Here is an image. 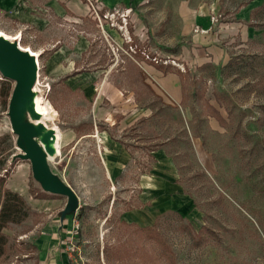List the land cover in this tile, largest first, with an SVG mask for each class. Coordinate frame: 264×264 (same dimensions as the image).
<instances>
[{"label": "rangeland", "instance_id": "rangeland-1", "mask_svg": "<svg viewBox=\"0 0 264 264\" xmlns=\"http://www.w3.org/2000/svg\"><path fill=\"white\" fill-rule=\"evenodd\" d=\"M199 1L208 11L205 31L199 29L208 40L200 46L209 42L226 53L224 66L189 61L181 51L194 47L191 36L178 35L179 22L165 4L156 10L138 5L109 10L81 0L89 6L86 13L40 12L36 22L0 13V31L36 57L34 93L55 111L43 120L57 136L48 165L78 197L77 209L69 213L76 231L69 251L79 264H264V0ZM159 21L160 33L153 34L151 26ZM203 49L200 55L213 61L212 51ZM134 60L180 76L191 125L164 108L120 133L107 121H96L97 106L117 105L99 97V82H112L125 95L126 89L136 90L137 108L152 101L136 83ZM6 84L8 97L2 95ZM1 86L0 193L16 192L29 211L20 223L0 227V264H32V237L59 218L67 198L44 191L30 161L15 157L20 150L7 113L14 81L0 73ZM113 115L118 122L120 113ZM25 120L34 121L28 113ZM96 129L132 153L116 178L101 157V137L92 136ZM199 133L209 167L201 163L205 153L199 151L200 161L191 144V135ZM150 182L160 185L159 194L149 192ZM42 203L55 204L56 210L51 215ZM152 205L151 224L128 221V211Z\"/></svg>", "mask_w": 264, "mask_h": 264}, {"label": "crops", "instance_id": "crops-1", "mask_svg": "<svg viewBox=\"0 0 264 264\" xmlns=\"http://www.w3.org/2000/svg\"><path fill=\"white\" fill-rule=\"evenodd\" d=\"M89 4H94L97 7H103L105 9H116V8H124L125 10H130L131 6L138 5L139 8H149L152 10H156L158 5L161 7V4H165L163 9L173 10L172 19L177 20L179 22V26L181 30L178 32V35L183 36H191V41L193 42L194 47L190 49L183 48L181 52H187L189 54V61L197 63L199 66H208L211 63L216 65L224 66L228 62V56L221 50L216 51L214 46L210 45L207 42V46L203 47L200 44L203 41L208 40L207 34L205 31V26L208 24V11L202 10L201 3L199 4V0H87ZM138 8V9H139ZM89 11V6L81 2V0H0V13H5L8 16L17 17L21 21H33L36 22L39 18L40 12H49L53 16L64 17L67 12H70L75 16H79L80 13H86ZM152 18V14L149 15ZM156 15H154L155 17ZM159 20L164 16V13L159 14ZM40 19V18H39ZM163 22L159 21L158 24H153L151 26L153 34H159L160 29L162 27ZM165 35H172L174 33H165ZM207 37V38H206ZM175 44V42H173ZM179 43V42H178ZM177 44V43H176ZM168 45V44H167ZM182 43L180 44V46ZM202 45V44H201ZM206 48L207 51H212L214 54L213 61L205 57L204 55H200V49L204 50ZM224 50V49H223ZM191 53L196 57H191ZM135 61L136 67V83L138 87L140 86L142 91L147 93L152 101L148 105H144L143 108H137L134 99L137 98L136 90H124L126 93L123 94L121 92V88L109 82L107 80L103 82H99V91L98 95L101 99H106L111 103L117 104L112 108H105L103 106L95 108V119L104 120L109 123V126H115L117 132H123L131 127L138 126L137 121L141 120H152L154 117L158 116L157 112H155V108L162 105L164 109H171V111L175 110L176 115H182L183 119L187 123H192L193 118L191 114V108L184 107L185 104V90L183 87L182 80L176 74L165 71L163 69L158 68L155 65L146 63L143 60ZM187 62V61H186ZM212 65V64H211ZM95 75L92 77L94 81H97ZM98 82V81H97ZM95 91L98 90L96 86L94 87ZM216 108V107H215ZM179 109H181L182 114H178ZM217 110H221L216 108ZM119 112L121 117L118 122L113 114ZM179 112V113H180ZM209 127L211 129H216L219 125L212 122L210 119L208 121ZM191 129V128H190ZM194 132L199 130L198 127L193 128ZM97 131V129H96ZM92 136H96L102 139V147L101 157L103 160L110 164V169L108 172L111 178H116L121 168L126 166L132 160V153L126 149L121 142H119L118 138H110L103 133L93 134ZM169 138V137H168ZM165 138L164 140H168ZM191 144L194 150L196 151V155L199 160V151L202 150L204 153L206 152L203 148V141L199 134L191 135ZM153 155L156 157H160L159 154L161 151L157 152L152 151ZM159 155V156H158ZM162 154L161 157L163 156ZM206 155V153H205ZM160 157V158H161ZM201 163L207 167H209V159L206 155V163ZM165 169V168H164ZM209 169V168H208ZM166 170V169H165ZM169 170V167H167ZM166 170V171H167ZM165 173V172H163ZM152 177V176H151ZM168 177V175H166ZM157 178H159L157 176ZM150 179V178H149ZM151 186H147L150 189L151 194H159L161 191V187L158 183L150 182ZM141 195L145 193V189L143 188V178L140 181ZM148 185V184H146ZM74 191V190H73ZM75 192V191H74ZM148 192V193H149ZM76 194V193H75ZM77 196V195H76ZM78 200V197H77ZM43 204V203H42ZM41 204V205H42ZM51 206V207H50ZM55 204L44 203L42 208H48L52 213L53 210H56ZM53 207V209H51ZM154 205L151 207H147L149 209H140L135 208L134 212H127L126 215L128 217V221H135L137 224L141 226H145L150 222L153 214L155 212ZM77 209V207L75 208ZM74 210H70L64 213V209L60 211L59 218L53 219L52 221L47 222V225L39 229L36 234L32 237L31 244L34 247V257L32 260V264H79L77 259L72 257V254L69 250L73 249L75 245V241L72 242L76 231L73 230L74 221L72 219L71 212ZM56 224H55V223ZM73 235V236H72ZM78 249V247H76Z\"/></svg>", "mask_w": 264, "mask_h": 264}, {"label": "water", "instance_id": "water-1", "mask_svg": "<svg viewBox=\"0 0 264 264\" xmlns=\"http://www.w3.org/2000/svg\"><path fill=\"white\" fill-rule=\"evenodd\" d=\"M0 73L14 81L7 113L11 131L16 135V147L20 150L15 157L30 161L32 175L44 191L66 196L64 213L74 210L78 203L75 192L48 165L49 155L55 153L51 145L55 131L38 121L41 115L33 107L36 57L22 49L16 40L0 36ZM26 113L34 121H26Z\"/></svg>", "mask_w": 264, "mask_h": 264}, {"label": "trees", "instance_id": "trees-1", "mask_svg": "<svg viewBox=\"0 0 264 264\" xmlns=\"http://www.w3.org/2000/svg\"><path fill=\"white\" fill-rule=\"evenodd\" d=\"M0 89L2 90V86ZM2 91V95L8 97L10 93V86L7 85V87ZM158 108H162V105L158 106ZM1 191L2 193H0V227H4L9 222L20 223L24 218H26L29 211L25 200L16 192H12L5 189ZM3 244L4 236L0 235V254L3 253Z\"/></svg>", "mask_w": 264, "mask_h": 264}, {"label": "bare ground", "instance_id": "bare-ground-1", "mask_svg": "<svg viewBox=\"0 0 264 264\" xmlns=\"http://www.w3.org/2000/svg\"><path fill=\"white\" fill-rule=\"evenodd\" d=\"M0 36H4L5 38H9L8 35H6L5 33L1 32V31H0ZM35 89H36V87L34 86L33 90L35 91ZM32 102H33V107H34L35 111L41 115V117L38 121H41L43 124H45L43 120H50L55 115V111L53 110L50 103L42 100L37 94L34 95ZM46 127H48V126H46ZM54 131H55V129H54ZM56 137L57 136L55 134V139L51 143V145L55 149V153L57 150Z\"/></svg>", "mask_w": 264, "mask_h": 264}]
</instances>
